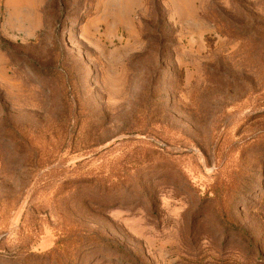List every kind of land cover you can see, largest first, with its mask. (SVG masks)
<instances>
[{
  "label": "rangeland",
  "instance_id": "rangeland-1",
  "mask_svg": "<svg viewBox=\"0 0 264 264\" xmlns=\"http://www.w3.org/2000/svg\"><path fill=\"white\" fill-rule=\"evenodd\" d=\"M0 264H264V0H0Z\"/></svg>",
  "mask_w": 264,
  "mask_h": 264
}]
</instances>
